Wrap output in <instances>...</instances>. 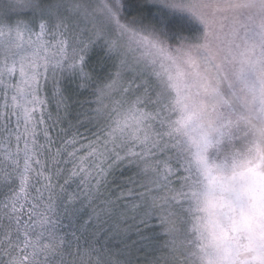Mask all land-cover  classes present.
Masks as SVG:
<instances>
[{
  "label": "snow or ice",
  "instance_id": "obj_1",
  "mask_svg": "<svg viewBox=\"0 0 264 264\" xmlns=\"http://www.w3.org/2000/svg\"><path fill=\"white\" fill-rule=\"evenodd\" d=\"M0 264H264V0H0Z\"/></svg>",
  "mask_w": 264,
  "mask_h": 264
}]
</instances>
